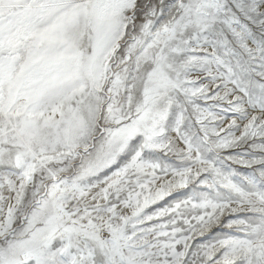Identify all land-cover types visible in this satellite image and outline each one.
<instances>
[{
	"label": "snow or ice",
	"instance_id": "6c2138e0",
	"mask_svg": "<svg viewBox=\"0 0 264 264\" xmlns=\"http://www.w3.org/2000/svg\"><path fill=\"white\" fill-rule=\"evenodd\" d=\"M0 264H264V0H0Z\"/></svg>",
	"mask_w": 264,
	"mask_h": 264
}]
</instances>
